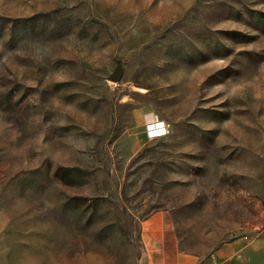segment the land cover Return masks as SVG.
<instances>
[{"label": "rangeland", "instance_id": "1", "mask_svg": "<svg viewBox=\"0 0 264 264\" xmlns=\"http://www.w3.org/2000/svg\"><path fill=\"white\" fill-rule=\"evenodd\" d=\"M189 260L264 264V0H0V264Z\"/></svg>", "mask_w": 264, "mask_h": 264}, {"label": "built area", "instance_id": "2", "mask_svg": "<svg viewBox=\"0 0 264 264\" xmlns=\"http://www.w3.org/2000/svg\"><path fill=\"white\" fill-rule=\"evenodd\" d=\"M170 133L169 127L165 122L154 121L146 126V134L150 140L162 139ZM212 264H230L227 260L217 261L213 260Z\"/></svg>", "mask_w": 264, "mask_h": 264}, {"label": "water", "instance_id": "3", "mask_svg": "<svg viewBox=\"0 0 264 264\" xmlns=\"http://www.w3.org/2000/svg\"><path fill=\"white\" fill-rule=\"evenodd\" d=\"M122 77H123V70H122V68H118L113 73V75L109 78V80L112 82H119V81H121Z\"/></svg>", "mask_w": 264, "mask_h": 264}, {"label": "crops", "instance_id": "4", "mask_svg": "<svg viewBox=\"0 0 264 264\" xmlns=\"http://www.w3.org/2000/svg\"><path fill=\"white\" fill-rule=\"evenodd\" d=\"M153 226V225H151ZM189 264H196V262L194 260H189Z\"/></svg>", "mask_w": 264, "mask_h": 264}]
</instances>
